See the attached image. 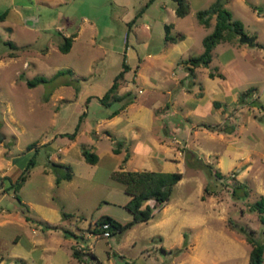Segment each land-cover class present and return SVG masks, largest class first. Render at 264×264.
Here are the masks:
<instances>
[{
	"label": "rangeland",
	"instance_id": "374dc122",
	"mask_svg": "<svg viewBox=\"0 0 264 264\" xmlns=\"http://www.w3.org/2000/svg\"><path fill=\"white\" fill-rule=\"evenodd\" d=\"M54 1L0 0V15L5 13L4 18L0 17V177L6 175L4 181L0 179V187L7 184L6 180L16 179L29 159L33 164L29 168L31 173L28 172L31 183L24 187L26 192L33 191L34 183L43 184V168L54 175L62 173L64 169L51 163L57 159L56 149L63 146L65 137L74 136L80 147L90 144L95 137L93 120L112 109H105L94 97H89L83 115L84 97L105 89L116 75L123 77L128 96H140L132 76L136 56L144 49L143 22L151 25L147 49L160 44L165 31L163 24L172 22L182 29L193 26L196 42L192 53H200L203 47L198 38L210 33L214 23L209 20L208 27L200 24L194 12L216 0H186L188 13L183 16L173 13L172 0H151L146 7L143 5L147 0H60L56 4ZM219 2L229 12L230 20L241 23L246 37L255 38L247 48L252 46L255 51L257 44L264 43V0ZM159 15L164 16V22L159 21ZM82 17L96 26L95 46H85L77 39L70 52L63 54L55 46L62 42L60 35L75 33L82 25ZM124 43L129 49L126 58ZM51 44L54 47L47 50ZM107 48L113 52L106 51ZM95 56L98 59L92 68V78H76L60 66L71 63L82 68L88 58ZM255 56L262 61L258 53ZM123 61L128 66L125 70ZM54 66L58 67L57 75H53L57 72ZM34 76L49 80L27 87L25 81ZM61 80L67 84L61 85ZM263 98L264 94L258 102L264 104ZM259 124L255 148L264 154V122ZM100 139L101 145L116 146L103 136ZM197 156L195 163L185 164L182 177L172 186L163 208L154 210L149 219L107 238L100 237L97 231L84 230L81 236L75 231L73 241L93 250L99 264H249L250 244L246 237L264 244V222L260 220L264 211L259 213L253 207L260 196L264 198V158L262 163L255 161L246 169L226 172L223 167V174L215 176L213 172L219 169L213 160ZM74 164L76 176L85 178L84 184L76 201L66 198L64 209L69 212L73 204L78 206L79 212L73 211L81 218L77 225L92 224L101 215H109L120 223L130 221L131 215L123 207L127 194L119 183L106 176L112 164L105 161L94 168L83 159ZM7 194L0 201L6 207L11 196ZM16 233L18 228L14 224L0 227L2 241H9ZM4 243L0 244L1 252ZM88 263L97 264L87 258L84 264Z\"/></svg>",
	"mask_w": 264,
	"mask_h": 264
},
{
	"label": "crops",
	"instance_id": "0c3cea01",
	"mask_svg": "<svg viewBox=\"0 0 264 264\" xmlns=\"http://www.w3.org/2000/svg\"><path fill=\"white\" fill-rule=\"evenodd\" d=\"M209 20L214 23V17ZM159 21L164 22L163 15ZM142 24L145 29L141 37L144 49L140 50L139 57L136 56L132 76V82L139 86L137 92L140 96H128V87L120 76L117 79L116 98L100 101L114 78L105 89L84 97L83 115L87 112L89 97H94L105 109H112L93 120L95 137L90 144L80 147L74 136L69 139L65 137L63 146L56 149L59 154L51 165L59 169H64L62 165L68 166L70 178H61L65 170L54 175L52 171L43 168L44 185L36 186L34 183L33 191L24 190L31 183L29 174L16 190L10 188L15 181L14 177L0 187V201L8 192L11 194L7 201L8 207L0 204V227L14 224L18 228V233L9 241L0 239V244L5 242V249L0 251V264H84L87 258L100 263L93 250L82 248L72 239L75 231L79 236L84 230L93 233L96 229L95 221L85 226L77 225L81 218L73 211L79 212L78 206L73 204L69 212L64 209L66 198L76 201L80 186L84 184L85 178L77 177L74 168V162L83 159L81 148L96 156L94 163L88 165L98 168L105 161L112 164L106 173L109 179H112L111 173L116 170L179 172L182 177L185 164L195 163L198 160L197 154H201L205 160L211 158L221 175L223 167L226 172L234 168L246 169L264 158V154L255 148V130H261L258 123L264 122V104L258 102L264 94V49L257 46L254 51L252 46H246L255 38L247 43L236 40L238 37L220 40L211 48L210 59L206 64L192 65L185 60L199 55L203 49L200 53H192L196 39L191 24L189 29H182L172 22L164 23L169 37L174 38L176 34L181 37L167 40L163 34L160 44L153 49H147L151 39V25L149 22ZM209 24L210 21L206 27ZM97 35L95 24L82 17V25L75 33L60 35L61 38L71 37L69 49L62 53H69L77 39L93 48ZM204 36L198 38L200 42ZM58 44L55 45L57 49ZM126 44L123 51L125 58L129 50ZM260 45L264 46V43ZM52 47L51 44L46 49ZM97 47L100 48L99 45ZM106 51L113 52L108 48ZM255 53H258L262 61L257 60ZM97 59L96 56L88 58L82 68L71 63L60 66L66 72L75 74L76 78L87 79L93 77L92 68ZM122 67L124 70L128 68L124 61ZM57 68L53 67L54 70ZM60 84L67 82L61 80ZM254 102H258L257 106ZM100 126L101 130L98 129ZM84 131L87 133L86 128ZM102 136L116 146L101 145ZM124 156L125 160L122 161ZM5 176L1 175V181L5 180ZM57 177L60 179L56 183ZM88 180L91 181V177ZM69 189L71 191L66 192ZM145 204L150 205L151 201H146L142 207ZM164 204L153 208L152 212L163 208ZM62 212L68 215L62 217ZM74 250L76 254H73Z\"/></svg>",
	"mask_w": 264,
	"mask_h": 264
},
{
	"label": "trees",
	"instance_id": "16d2710c",
	"mask_svg": "<svg viewBox=\"0 0 264 264\" xmlns=\"http://www.w3.org/2000/svg\"><path fill=\"white\" fill-rule=\"evenodd\" d=\"M151 0L143 5L146 7ZM174 2V13L176 16H183L188 13V4L186 0H172ZM141 8V10L143 9ZM197 21L204 25H208V21L211 17H214L213 29L210 33L206 34L202 40L201 44L203 47L202 52L197 56L189 57L185 60L186 63L197 65L206 64L210 59L211 48L220 40L228 39L230 37H240L243 36L242 25L237 20H230V14L226 11L219 0L214 1L209 6L204 9H199L194 12ZM3 14L0 15L2 17ZM164 38L167 40H174L180 38L179 34L175 37H169L167 35L166 26H164ZM71 37H63L62 42L58 44V50L61 52H66L70 46ZM258 47L263 48L264 46L257 44ZM59 71L55 72L53 75H57ZM119 75L114 77L112 84L104 92L103 96L100 98L101 102H106L110 98H116L115 90L117 86V79ZM49 79L44 76H34L25 81L27 87H33L39 83H46ZM118 98V97H117ZM114 152L116 149H113ZM81 156L86 163L92 164L96 160V156L89 152L85 148H81ZM125 160V156L122 161ZM32 159H29L26 165L22 168L20 174L11 183L10 188L16 190L22 182L26 179L29 172V168L32 166ZM65 174L61 177L62 179L70 178V168L66 165H62ZM215 176H218V172H213ZM111 178L115 182L119 183L122 191L126 193L129 198L124 203L123 207L130 213L131 220L125 223H119L116 220L106 216L101 215L96 220L95 223L106 221L110 227V234L116 231L130 227L136 222L146 221L149 219L152 213V209L164 204L170 194L172 186L181 178L179 172H155V171H121L116 170L111 173ZM59 177L55 179L57 183ZM150 200L151 204L142 205ZM254 209L259 213L264 211V198H260L253 204ZM68 214L62 212V217H66ZM260 220L264 222V215L260 216ZM96 231V229H95ZM95 231L93 233H95ZM246 241L250 244V250L248 253V263L249 264H261V255L263 251L264 244L253 241L250 237H246ZM76 254V251H73Z\"/></svg>",
	"mask_w": 264,
	"mask_h": 264
},
{
	"label": "built area",
	"instance_id": "2783aa9c",
	"mask_svg": "<svg viewBox=\"0 0 264 264\" xmlns=\"http://www.w3.org/2000/svg\"><path fill=\"white\" fill-rule=\"evenodd\" d=\"M96 231L100 237L107 238L110 235V227L106 221L96 225Z\"/></svg>",
	"mask_w": 264,
	"mask_h": 264
},
{
	"label": "water",
	"instance_id": "95a60500",
	"mask_svg": "<svg viewBox=\"0 0 264 264\" xmlns=\"http://www.w3.org/2000/svg\"><path fill=\"white\" fill-rule=\"evenodd\" d=\"M239 41L242 43L252 42L253 37L240 36Z\"/></svg>",
	"mask_w": 264,
	"mask_h": 264
}]
</instances>
